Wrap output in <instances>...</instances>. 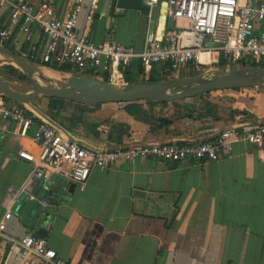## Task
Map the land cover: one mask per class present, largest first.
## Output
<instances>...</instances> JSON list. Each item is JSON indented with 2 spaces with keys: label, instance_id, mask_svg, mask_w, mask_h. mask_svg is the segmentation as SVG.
<instances>
[{
  "label": "crops",
  "instance_id": "crops-1",
  "mask_svg": "<svg viewBox=\"0 0 264 264\" xmlns=\"http://www.w3.org/2000/svg\"><path fill=\"white\" fill-rule=\"evenodd\" d=\"M7 1L0 6V30L9 28L17 43L11 38L6 45L14 51L34 52L38 59L31 64L44 76L50 72L53 76L46 77L52 80L71 73L40 63L46 43L43 35L33 28L26 36L10 26V4L20 0ZM21 1L37 5L43 0ZM51 1L60 18L74 4V0ZM82 4L80 35L94 44L110 39L135 52L142 50L147 30L155 27L159 12L164 11L160 7L152 21L139 11L118 8L116 0H82ZM124 72L125 85L145 77L160 78L153 73L148 76L138 59ZM246 89L251 88L169 102L145 99L94 105L41 97L47 99V109L36 108L79 144L115 150L207 140L225 129L263 123L264 114L256 112L255 103L247 99L252 93L242 92ZM10 105L42 118L26 105L12 101ZM20 131L14 124L0 129V220L9 205L12 215L6 233L13 237L35 234L28 216L40 200L35 196L23 201L22 212L15 207L17 200L22 201L16 189L32 172L31 164L17 154L20 148H33L30 135ZM41 181L64 182L54 175ZM39 182L27 185L26 191L31 193ZM67 200L46 206L45 241L71 264H264V143L237 142L231 158L212 162L173 164L141 158L134 165L121 162L102 170L92 168L86 186L76 187ZM0 264H22L18 251L9 250L3 239Z\"/></svg>",
  "mask_w": 264,
  "mask_h": 264
},
{
  "label": "built area",
  "instance_id": "built-area-1",
  "mask_svg": "<svg viewBox=\"0 0 264 264\" xmlns=\"http://www.w3.org/2000/svg\"><path fill=\"white\" fill-rule=\"evenodd\" d=\"M151 8L164 4L163 20L157 17L155 27L147 30L140 52L129 45L105 39L100 44L90 42L78 32L82 0H74L70 12L57 17L51 0L37 5L24 1L10 4V26L28 36L36 28L46 43L40 56L42 65H57L78 73H92L100 79L124 86V71L134 59L144 66L146 74L172 78L188 68L208 73L220 59L231 66H261L264 62V0H142ZM9 3L0 0V6ZM91 10V8H90ZM90 12V11H89ZM172 18V25L168 24ZM90 17L85 19L86 25ZM257 23L260 26H257ZM12 38L11 30H0V43ZM16 45L17 39L12 38ZM29 62L37 61L34 52L16 50ZM10 124L28 133L33 148H20L18 156L29 162L32 172L16 194H28L26 186L46 175H54L77 188L86 186L92 168L106 169L121 162L134 165L141 158H152L168 163L217 161L233 156V145L242 142L261 146L264 143V122L248 127L225 129L211 139L191 142H164L130 145L122 149L97 148L82 145L61 132L43 118L27 114L0 96V129ZM51 181V180H50ZM49 183V182H48ZM12 190V189H11ZM20 201L17 200L16 204ZM44 203L42 200H38ZM15 204V205H16ZM12 211L6 205L0 220V240L7 242L11 251L17 250L22 264H71L47 246L45 239L28 233L13 237L6 233V222Z\"/></svg>",
  "mask_w": 264,
  "mask_h": 264
},
{
  "label": "water",
  "instance_id": "water-1",
  "mask_svg": "<svg viewBox=\"0 0 264 264\" xmlns=\"http://www.w3.org/2000/svg\"><path fill=\"white\" fill-rule=\"evenodd\" d=\"M116 5L121 9L139 11L142 15L149 16L152 21L155 19L156 8L150 9L142 0H116ZM168 24L172 25V18H169ZM0 56L19 69L32 85L31 90L21 91L13 87L9 81L0 75V96L8 101L28 106L56 127L58 125L53 120L34 106L33 103L39 98H56L83 105L106 102H133L145 99L169 102L213 91L264 87V67L254 65L240 66L218 74L198 73L162 80H147L127 87H121L107 80L89 75H74L71 78L77 79L76 85H70L69 81L66 85H61L55 80L42 75L31 62L21 57L9 46L1 43ZM40 80L41 82H48V84H42ZM64 133L72 140V137L66 131ZM66 183L64 181L59 184H51V182L43 184L40 181L36 188L31 191L32 195L44 201V203H40L36 200L37 202L28 216V221L32 223L30 231L34 232L35 235L43 239L46 238L47 231L45 227L49 222L48 214L45 211L46 206L59 202L67 203V197L74 192L76 185L70 183L67 186ZM23 201H30L28 194L23 195L22 201L20 200L15 207L18 209Z\"/></svg>",
  "mask_w": 264,
  "mask_h": 264
},
{
  "label": "rangeland",
  "instance_id": "rangeland-1",
  "mask_svg": "<svg viewBox=\"0 0 264 264\" xmlns=\"http://www.w3.org/2000/svg\"><path fill=\"white\" fill-rule=\"evenodd\" d=\"M162 7H164L163 3H162ZM159 16H160V19L163 20L164 11H160L159 12ZM151 26L152 27L154 26V22H152ZM0 65H1L0 66V75L4 79L9 81L13 87H15L16 89L21 90V91L31 90V88H32L31 83L26 78L23 77L21 71L19 69H17L16 67H14L15 69H11L10 68L11 64L7 60L3 59L1 56H0ZM237 67H240V66H231L230 68H224V69H220L219 67L216 68V66H213V67H211L212 70L210 72H208V73L209 74H218V73H221L222 71L234 69V68H237ZM198 73H201V72H196V71L188 68L186 70H183L176 77L189 76V75L198 74ZM74 74L78 75L79 73L76 72V71H71V73L66 75V77L58 78V76H56L57 79H55V78L54 79H55V81L58 84L66 85L68 80H69L68 77H71ZM153 79H159L160 80V79H165V78H162V77H160V78H156V77H149L148 78V77H145V79L141 78L137 82L129 83V84L121 86V87H127V86L143 83L144 81L153 80ZM40 82H41V80H40ZM41 83L45 84V85L48 84V82H41ZM246 91L250 92V93H247L246 96H248V94L252 93V98H247V99H249L251 102H253L251 104L254 105V103H255V105H254L255 111L256 112H261V114H264V87L246 89L245 91H242V92H246ZM254 96H256L257 99ZM41 100H44V101H41ZM41 100L39 99L38 101H35L33 104H34L35 107L39 106L42 110H46L47 109V105H46L45 101H47V99H41Z\"/></svg>",
  "mask_w": 264,
  "mask_h": 264
},
{
  "label": "trees",
  "instance_id": "trees-1",
  "mask_svg": "<svg viewBox=\"0 0 264 264\" xmlns=\"http://www.w3.org/2000/svg\"><path fill=\"white\" fill-rule=\"evenodd\" d=\"M217 66H218L220 69H224V68L226 67V62H225L223 59H220L219 62L217 63ZM261 66L264 67V62L261 64ZM10 68H11V69H15L14 66H12V65H10ZM56 69H58V70H60V71L71 72V71L69 70V68H67V67H63V66H61V67H57ZM123 74H125V72H124ZM22 75H23V74H22ZM23 77L25 78L24 75H23ZM162 78H165V77H162ZM103 80H105V79H103ZM153 80H159V79H153ZM160 80H162V79H160ZM23 206H24V204L19 205V207H18V209H20L19 211H21V212L23 211ZM20 207H21L22 209H21Z\"/></svg>",
  "mask_w": 264,
  "mask_h": 264
},
{
  "label": "bare ground",
  "instance_id": "bare-ground-1",
  "mask_svg": "<svg viewBox=\"0 0 264 264\" xmlns=\"http://www.w3.org/2000/svg\"><path fill=\"white\" fill-rule=\"evenodd\" d=\"M46 76L52 77L53 75L50 72H45L44 73ZM77 79L76 78H70L69 79V84L70 85H76L77 84Z\"/></svg>",
  "mask_w": 264,
  "mask_h": 264
}]
</instances>
